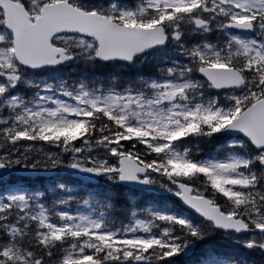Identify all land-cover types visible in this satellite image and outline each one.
Wrapping results in <instances>:
<instances>
[{
    "label": "rangeland",
    "instance_id": "obj_1",
    "mask_svg": "<svg viewBox=\"0 0 264 264\" xmlns=\"http://www.w3.org/2000/svg\"><path fill=\"white\" fill-rule=\"evenodd\" d=\"M59 1H65L77 8L102 15H104L106 7L108 8H106L105 13L107 9L115 8L112 11L123 22H133L135 18L144 15L148 8L162 7L160 9L162 13L169 10L189 13L196 11V16L184 22L182 26L189 27L190 33L200 35H204L214 27L225 31L220 24L214 23L217 19L216 12H221L228 15L226 19L232 21L255 22L256 35L260 36V32H264V0H215V5L206 7L198 5L197 0H134L132 4L135 7L128 3H115L112 0H100L97 3L87 0H18V2L27 4L33 17L38 16L43 4ZM198 22L200 25H197ZM1 25H3V20L0 11ZM180 25L176 24L171 28L169 27L175 39L181 34L178 30ZM229 38L243 54L250 57L258 56L260 47L257 38L240 40L236 35H230ZM10 42L11 36H9L8 31L0 28V68L4 70L9 68L12 72L22 75L15 86L11 85L12 82L10 84L3 82V84L0 81V124H3L4 132L10 127L13 132L11 139H19L12 146V151H15L14 153L17 155V158L14 159L15 162L24 161V164L40 166L43 160H51L54 154L52 148L55 147L57 149L55 154L58 153V149L62 150V154H71L72 163L80 164L83 162L88 164L87 167L103 171L102 180L105 181L104 183H116L117 175L114 171L119 157L122 155L131 156L136 151L133 146L137 143L146 144L152 151H155L159 158L167 160L172 168L181 171L176 176L185 175L191 178L190 184L194 186L196 194L209 198L229 215L239 217L235 214V211H238L241 214L240 218L247 221L251 226H264V205L262 203L264 198L258 194L256 188H250V181L247 182L240 170L246 165V162L238 154L245 152L250 156L249 158L252 156L254 160H260L264 152L256 151L251 155L246 149L245 141L241 138H232L228 135L222 137L220 135L218 142L223 146L216 148L213 154L199 159L198 162L189 161L187 163L182 154L172 148L169 143L170 138L173 139L186 131V127L192 128L194 120L212 118L214 122L221 121L225 114L224 110H214L208 104L189 106L185 100L186 84L177 82H165L161 86H156L155 88L159 91L157 90L153 96L154 99L149 101L131 94H101V92L85 87L73 88L60 84L55 85L40 75L48 74L49 70L29 72L17 68L12 63ZM53 43L63 47L68 55L78 58L85 65L95 61L97 45L92 39L76 35H60L54 39ZM206 52L208 55L214 56L213 49L206 47ZM38 78L40 80H37ZM18 86L27 90L30 94L29 97L14 91ZM10 92L13 94L10 95ZM232 97L233 95L230 98ZM97 112L110 119L116 126V131L118 126L122 128V133L133 141L130 143V148L120 149L124 145L118 143L113 145L112 143L90 141L89 139L77 147H65L71 145L67 144L68 139L74 133H78V128H75V124L78 123L76 119L78 120L80 116H91ZM223 125L224 123H222ZM56 129L60 136L65 137L63 143L56 142L57 139L53 137L45 138L49 141L40 140L43 139L40 138L43 134L50 136V133H54ZM3 134L0 136L1 148H5L9 143L8 140H3ZM58 155L60 154L58 153ZM155 173L149 175L150 181L163 186L165 178L161 176L158 167H156ZM13 179L12 176L0 171V209L4 207V212L0 211V220L11 218L9 210L13 208L20 211L28 209L42 222L45 236L48 235L47 240L53 241L58 235L67 234V238L63 236L67 245L60 252L57 250L54 256L56 258L60 253L62 254L60 258L57 257L58 264L92 260L89 253L83 252L84 249L92 253L99 252L102 254L103 264H113V259L108 261L107 255L118 250H127V252L136 250L139 257L136 259L137 264H156L160 261L161 251L163 252V259H170L177 254V245L173 237L175 230L171 234L166 225L161 227L155 218L161 222L163 216L158 214L154 217L155 212L152 208L143 212L147 218L135 219L132 225L125 229L101 225L99 216L94 214L88 203L82 204L74 211H70V209L55 211L56 218L50 219L42 206L35 202L33 205L30 204L23 188L24 183L13 181ZM102 183L103 181L96 186H91L90 190H95ZM167 188L176 194L175 189L171 188L170 185H167ZM251 193L258 196L259 200L249 207L247 200ZM134 197L140 198L138 195ZM179 211L192 222H196L197 219L200 231L207 230L208 234L214 232L210 224L200 221L188 212H183L180 209ZM169 218L171 215L164 217L166 224H169ZM174 219L179 225H186L184 219L178 215ZM0 228L12 232L11 235H15L18 230L16 225L9 223V221L0 225ZM188 230L192 231V229ZM200 237L199 235L198 238L200 239ZM222 239L231 244L247 246L256 244L257 246L259 243H263L264 245V236L261 235L240 238L229 235L223 236ZM76 242H79L83 248L77 247ZM35 247L38 254L20 251L21 244L18 243L9 244V247L0 245V257L6 259L5 264H43V259H41L43 256L42 244L35 245ZM149 249L153 252L146 261L145 258L143 259V255ZM256 252L258 255L260 254L259 251L256 250ZM50 253V251L46 253L47 258ZM259 257L262 256L259 255ZM118 264L121 262L118 261ZM203 264L224 263L214 261Z\"/></svg>",
    "mask_w": 264,
    "mask_h": 264
},
{
    "label": "trees",
    "instance_id": "obj_2",
    "mask_svg": "<svg viewBox=\"0 0 264 264\" xmlns=\"http://www.w3.org/2000/svg\"><path fill=\"white\" fill-rule=\"evenodd\" d=\"M112 1L115 3H128L135 7L132 4L134 0ZM197 2L198 5H204L205 7L214 3L213 0H197ZM161 8H148L144 15L140 18H135L133 22L120 20L112 11L115 8L107 9L106 13L104 10V15L119 24L134 26L163 25L166 28H171V26L181 24L178 29L181 34L177 39L172 35V31L168 30V44L164 49L148 53L144 57L136 59L132 64H121L118 62L101 64L94 61L85 65L78 58H75L73 62L65 67H59L48 74L40 75H43L44 79H48L49 82L55 85L60 84L61 86L73 88L77 86L89 87L102 89L106 93L122 95L130 93L141 99H147V101L154 99L153 96L158 90L153 88V85L161 86L166 81L187 83L189 87L185 90V100L189 106L205 103L210 107L212 106L214 110L225 111L223 119L219 122L212 121V118L194 120L192 128L186 127V131H183L173 139L170 138L169 143L172 148L182 154L187 163L189 161L198 162L199 159L213 154L216 148L223 146V144L218 142L220 135L224 137L222 133L224 125L222 126V123L226 124L253 101L264 97V58L260 57L256 60L250 58L251 60H249V57L239 50L237 45L232 42V39L223 36V33L218 29H211L204 35L190 33L189 27L182 26V24L195 17L196 11L189 13L169 10L166 13H162L160 11ZM206 47L213 49L214 56L207 54ZM218 65L238 69L247 80L246 85L240 91L231 93L233 97L230 99H225L220 94L213 92L207 83L198 76V67ZM76 121L78 123L75 124V128H78V133H74L68 139L67 144L71 145L65 147H77L82 143L83 139L90 138L105 143H112L113 145L115 143L122 144L125 149L131 147L130 143L132 140L122 133V128L118 126L116 131L114 123L100 112L95 113L87 120L84 119V116H80ZM58 133L59 131L56 129L54 133H50V136L49 134H43L40 137L43 139L40 140L49 141L45 138L53 137L57 139L56 142L63 143L65 137L60 136ZM2 134L3 139L13 136L10 127L4 132L3 124H0V136ZM28 135L30 136V133ZM149 137L151 138V136ZM133 149H136V151L131 156L141 164L146 165L150 174L155 173L156 167H158L161 176L164 178L191 183V178L185 175L176 176L181 171L172 168L167 160L159 158L155 151H152L146 144L137 143L133 146ZM246 149L251 155L254 153V150L247 143ZM56 150L55 147L52 148L54 154L51 160H43L42 164L36 167L40 170H56L61 166L72 164L71 154H62V150L58 149L57 152L60 154L58 155V153L55 154ZM238 154L246 161V165L240 170L247 182L250 181V188H256L258 194L264 198L262 188L263 171L258 165V161L254 160L252 156L249 158L250 156L245 152ZM7 161L0 154V163L2 164L11 165L15 168L23 165L21 162H14L13 164ZM80 165L88 166V164L83 162ZM120 188L121 192L119 195L118 185L116 184L88 191L86 185L81 181L65 175H56L52 179L40 178V184L26 187L25 194L30 204L33 205V202H35L42 206L50 219L56 218L55 211L59 212L64 209L74 211L82 204L88 203L94 214L102 219L103 226L117 229L118 223L119 227H121L120 223L123 225L122 227H127L132 225L134 219L147 218L143 212L152 208L155 212L153 214L154 217L158 214L163 216L161 222L158 218H155L161 227L166 225L171 234L175 230L173 237L175 238L174 242L177 245V249L181 250L184 246L189 245L190 242L197 244V252L195 253L196 255L194 254L192 264H203L215 260L223 261L226 264L247 263L242 246L223 245L222 235L218 232L208 234L207 230L200 231L197 219L196 222L188 219V223L185 225L186 231L180 229L183 227L174 219L180 213L179 204L175 199L170 198L169 203H164L163 200H156L153 204H149L146 200L135 198L131 192L122 187ZM258 200L259 197L251 193L247 200L249 207L254 202L257 203ZM262 203L264 205V201ZM9 212L11 218L0 220V225L9 221V223H14L18 230L15 235H11L12 232L10 233L4 228H0V245L6 246L18 243L21 244L22 250L20 249V251L35 253V251L38 252L35 245L42 244L43 256L41 259H43V264H58L57 257L60 258L62 254L60 253L56 258L54 256L57 250L60 252L67 245L63 237L67 238V234H60L53 241L47 240L48 235L45 236L42 222L32 215L30 210L20 211L17 208H13ZM235 214L241 217L238 211H235ZM167 215H171L169 224L164 222V217ZM18 221L20 222L18 223ZM188 229H192V231ZM199 235L201 236L200 239L198 238ZM80 243L83 242L80 241ZM76 246H80L79 242H76ZM79 248L83 247L80 246ZM49 251L51 253L47 258L46 253ZM83 252L89 253L93 259H104L99 252L92 253L87 249H84ZM117 252L108 253L107 260L113 259V264H118ZM160 253V263L156 264H182L181 260L178 259L179 255L172 257L169 259L170 261L165 263L167 260L166 258L163 259V252L161 251ZM176 258L178 260L174 262Z\"/></svg>",
    "mask_w": 264,
    "mask_h": 264
},
{
    "label": "water",
    "instance_id": "obj_3",
    "mask_svg": "<svg viewBox=\"0 0 264 264\" xmlns=\"http://www.w3.org/2000/svg\"><path fill=\"white\" fill-rule=\"evenodd\" d=\"M0 9L3 12L4 27L12 34L14 59L22 68L30 71L53 69L73 60V56L66 55L63 48L51 43L54 37L62 34H76L93 39L97 44L95 59L102 63L115 61L131 63L136 57L161 49L167 43L165 29L162 26L145 28L119 25L105 16L85 12L64 1L44 5L40 15L33 22L20 3L0 0ZM226 28L241 35H249L252 31V25L245 22L228 23ZM0 76L11 81L18 79L14 73L0 72ZM199 76L216 91L239 89L245 82L240 73L233 68L204 67L199 69ZM224 132L232 137L241 136L257 150L264 149V99L243 110L226 125ZM260 165L264 169V158ZM0 170L11 171L2 165ZM58 171L90 183H97L99 179L97 172L77 164L59 168ZM55 173L39 172L46 177H51ZM116 173L118 183L128 189L154 195L170 193L166 188L152 185L146 177L147 168L130 157L119 158ZM18 174L31 176L33 173L20 170ZM170 184L178 191L176 199L180 206L203 221L211 223L215 230L238 236L248 233L241 219L222 213L220 208L206 197L194 195L192 186L172 180ZM257 231L264 232V228H258ZM194 248L195 245H191L183 252V256H189ZM80 264L101 262L90 261Z\"/></svg>",
    "mask_w": 264,
    "mask_h": 264
},
{
    "label": "flooded vegetation",
    "instance_id": "obj_4",
    "mask_svg": "<svg viewBox=\"0 0 264 264\" xmlns=\"http://www.w3.org/2000/svg\"><path fill=\"white\" fill-rule=\"evenodd\" d=\"M216 17H217V19L215 20L214 23L220 24L222 27H224V25L226 23V22H224V20L226 18H228V16L227 15H223L221 12L220 13L216 12ZM252 23L254 24V33H253L254 37L257 38L260 41H264V32H260V36L256 35L255 34L256 25H255V22H252ZM263 51H264V48H263ZM259 55L264 58V56L262 55L261 50L259 52ZM6 71H7V69H6ZM18 75H19V77L21 79L22 75L21 74H18ZM0 81L2 83L4 82L5 84H10L9 81H6L4 79H0ZM11 85L14 86L13 84H11ZM16 89H21V86H18ZM263 94H264V92H263ZM10 140L11 139L8 140L9 143H7V146L5 148H1L0 147V154L1 153L3 154V157L8 160L7 161L8 163H14L13 160L17 158V155L14 153L15 151H12V146L14 144H16V143L12 142ZM249 146H250V144H249ZM253 150H254V152L257 151L255 149H253ZM261 152H264V151H261ZM263 158H264V155L262 156V158L260 160H262ZM260 160H257L258 161V165H260V162H261ZM28 166L31 167V168L33 167L32 164H29ZM11 167H13V166H11ZM23 167H26V166H23ZM248 226L250 227V229H253V227L251 225L248 224ZM257 234H258V232H254L253 231V232L249 233L246 237L254 236V235H257ZM6 246L9 247V245H6ZM256 250L257 251L259 250V252H260L259 255L262 256V257H259V255H255L254 259L248 258L250 256H253L252 253L255 252ZM136 252H137L136 250H132L131 252H127V250H125V251L118 250V256H119L118 257V261H120L121 264H137L136 259L139 258V257H138V253H136ZM248 252L251 253V255ZM151 254H152V250L149 249L143 255V259L145 258L146 261H147ZM246 256H247V261L248 262H252V264H264V245H263V243H259L257 246H256V244H252V245L249 244V246L246 245ZM4 262H6V259H4ZM145 264H148V263H145Z\"/></svg>",
    "mask_w": 264,
    "mask_h": 264
}]
</instances>
